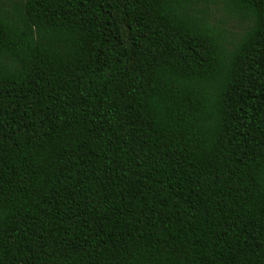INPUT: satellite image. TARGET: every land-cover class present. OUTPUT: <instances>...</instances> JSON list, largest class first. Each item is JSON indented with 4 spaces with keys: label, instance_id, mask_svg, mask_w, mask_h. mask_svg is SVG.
<instances>
[{
    "label": "trees",
    "instance_id": "obj_1",
    "mask_svg": "<svg viewBox=\"0 0 264 264\" xmlns=\"http://www.w3.org/2000/svg\"><path fill=\"white\" fill-rule=\"evenodd\" d=\"M0 264H264V0H0Z\"/></svg>",
    "mask_w": 264,
    "mask_h": 264
},
{
    "label": "rangeland",
    "instance_id": "obj_2",
    "mask_svg": "<svg viewBox=\"0 0 264 264\" xmlns=\"http://www.w3.org/2000/svg\"><path fill=\"white\" fill-rule=\"evenodd\" d=\"M226 28L228 31L230 30L231 32V37L229 38V34H227V43L226 46L230 47L231 43L235 40L237 33L240 31L239 27L235 26L234 23L228 22L226 25Z\"/></svg>",
    "mask_w": 264,
    "mask_h": 264
}]
</instances>
